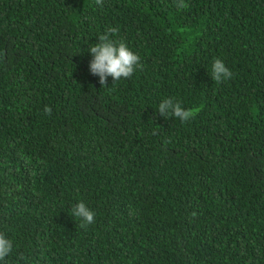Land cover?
<instances>
[{"label":"trees","instance_id":"16d2710c","mask_svg":"<svg viewBox=\"0 0 264 264\" xmlns=\"http://www.w3.org/2000/svg\"><path fill=\"white\" fill-rule=\"evenodd\" d=\"M184 3L0 0V264H264V0ZM109 27L143 68L101 87Z\"/></svg>","mask_w":264,"mask_h":264},{"label":"clouds","instance_id":"9594fccd","mask_svg":"<svg viewBox=\"0 0 264 264\" xmlns=\"http://www.w3.org/2000/svg\"><path fill=\"white\" fill-rule=\"evenodd\" d=\"M97 5H102L103 0H96ZM188 5L184 0H176L178 9L186 8ZM119 29L109 27L98 37V43H95L89 49L92 57L89 63V72L99 78L101 87H107L108 78L113 82L123 79H130L137 70H142L143 65L140 57L134 53L128 45L122 40L117 39ZM233 72L226 67L221 59H215L212 64L211 77L216 83L230 80ZM113 83V84H114ZM44 112L51 115L52 109L45 106ZM158 114L161 117H175L182 123L190 121L194 117L191 109H185L181 103L173 98L164 99L158 106ZM72 215L80 219L81 228H87L95 223L96 213L92 211L84 202H79L71 209ZM195 217L197 213H191ZM13 250V241L5 234L0 233V261H4Z\"/></svg>","mask_w":264,"mask_h":264}]
</instances>
